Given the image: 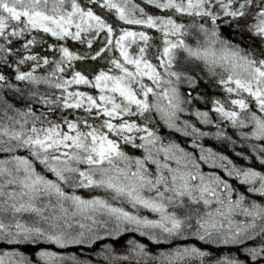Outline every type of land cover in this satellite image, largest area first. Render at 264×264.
<instances>
[{
  "label": "snow or ice",
  "instance_id": "obj_1",
  "mask_svg": "<svg viewBox=\"0 0 264 264\" xmlns=\"http://www.w3.org/2000/svg\"><path fill=\"white\" fill-rule=\"evenodd\" d=\"M0 264H264V0H0Z\"/></svg>",
  "mask_w": 264,
  "mask_h": 264
},
{
  "label": "trees",
  "instance_id": "obj_2",
  "mask_svg": "<svg viewBox=\"0 0 264 264\" xmlns=\"http://www.w3.org/2000/svg\"><path fill=\"white\" fill-rule=\"evenodd\" d=\"M137 2H140V0H137ZM127 236H132V235H135V234H131V233H129V234H126ZM137 238L138 239H143V238H140V237H138L137 236ZM122 240H123V238H122ZM146 242V241H145ZM150 247V251H153V252H155L156 250H157V247H159V246H155V245H150L149 246ZM25 252H27L28 254H31V248H24L23 249ZM66 251H75V249H68V250H66Z\"/></svg>",
  "mask_w": 264,
  "mask_h": 264
}]
</instances>
